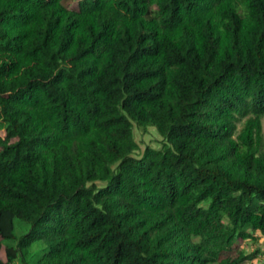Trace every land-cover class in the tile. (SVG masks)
Listing matches in <instances>:
<instances>
[{
	"label": "trees",
	"instance_id": "obj_1",
	"mask_svg": "<svg viewBox=\"0 0 264 264\" xmlns=\"http://www.w3.org/2000/svg\"><path fill=\"white\" fill-rule=\"evenodd\" d=\"M263 117L264 0H0V264L255 260Z\"/></svg>",
	"mask_w": 264,
	"mask_h": 264
},
{
	"label": "rangeland",
	"instance_id": "obj_2",
	"mask_svg": "<svg viewBox=\"0 0 264 264\" xmlns=\"http://www.w3.org/2000/svg\"><path fill=\"white\" fill-rule=\"evenodd\" d=\"M97 49H98L97 44H94L90 46L88 49L80 51L78 55L81 58L93 57L97 55L98 53ZM262 125L264 131V117L262 119ZM134 137L135 140L140 144V151L137 153V155H141L144 152L145 148L149 145L154 147H159V144L161 142V137L153 129H150L146 132H142L139 129H134ZM258 246L260 248V255L255 260L249 261L247 264H264V241L260 242L256 246L253 244L252 241H248L244 250L246 251L247 254H251Z\"/></svg>",
	"mask_w": 264,
	"mask_h": 264
}]
</instances>
